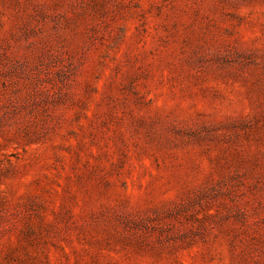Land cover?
Segmentation results:
<instances>
[{
	"label": "rangeland",
	"instance_id": "374dc122",
	"mask_svg": "<svg viewBox=\"0 0 264 264\" xmlns=\"http://www.w3.org/2000/svg\"><path fill=\"white\" fill-rule=\"evenodd\" d=\"M0 264H264V0H0Z\"/></svg>",
	"mask_w": 264,
	"mask_h": 264
}]
</instances>
